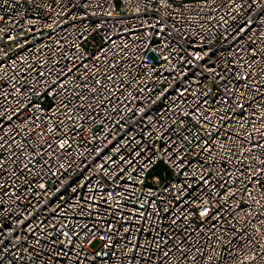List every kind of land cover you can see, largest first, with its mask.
<instances>
[{
  "label": "built area",
  "instance_id": "built-area-1",
  "mask_svg": "<svg viewBox=\"0 0 264 264\" xmlns=\"http://www.w3.org/2000/svg\"><path fill=\"white\" fill-rule=\"evenodd\" d=\"M0 264H264V0H0Z\"/></svg>",
  "mask_w": 264,
  "mask_h": 264
}]
</instances>
